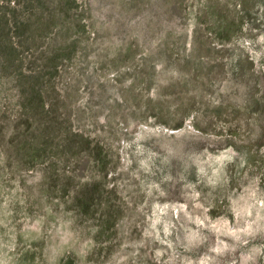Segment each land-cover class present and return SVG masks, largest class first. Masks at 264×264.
<instances>
[{"label":"rangeland","instance_id":"obj_1","mask_svg":"<svg viewBox=\"0 0 264 264\" xmlns=\"http://www.w3.org/2000/svg\"><path fill=\"white\" fill-rule=\"evenodd\" d=\"M0 264H264V0H0Z\"/></svg>","mask_w":264,"mask_h":264}]
</instances>
